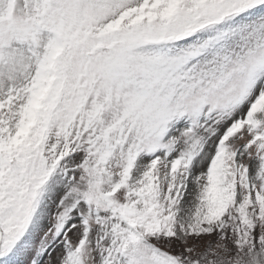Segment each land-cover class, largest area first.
Masks as SVG:
<instances>
[{
    "label": "snow or ice",
    "instance_id": "obj_1",
    "mask_svg": "<svg viewBox=\"0 0 264 264\" xmlns=\"http://www.w3.org/2000/svg\"><path fill=\"white\" fill-rule=\"evenodd\" d=\"M0 264H264V0H0Z\"/></svg>",
    "mask_w": 264,
    "mask_h": 264
}]
</instances>
